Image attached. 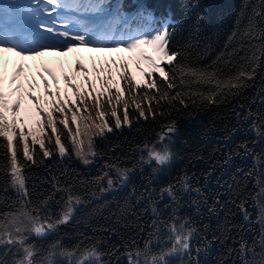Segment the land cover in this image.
<instances>
[{"label": "trees", "instance_id": "1", "mask_svg": "<svg viewBox=\"0 0 264 264\" xmlns=\"http://www.w3.org/2000/svg\"><path fill=\"white\" fill-rule=\"evenodd\" d=\"M124 1L132 10L146 2L147 26L158 15L169 28L172 62L161 73L124 71L109 88L99 80L81 94L67 87L72 109L82 101L80 110L107 130L92 143L91 168L74 160L60 125L64 156L46 137L44 148L27 143V152L0 139V227L16 221L26 232L4 246L0 264H20L26 251L32 264L260 261L264 0ZM5 111L0 101V117ZM18 173L25 198L12 188ZM25 217L59 227L28 236Z\"/></svg>", "mask_w": 264, "mask_h": 264}, {"label": "rangeland", "instance_id": "2", "mask_svg": "<svg viewBox=\"0 0 264 264\" xmlns=\"http://www.w3.org/2000/svg\"><path fill=\"white\" fill-rule=\"evenodd\" d=\"M168 34V28L164 26L162 29H160L158 34H156V37L152 39L150 45L146 48L147 55L149 56L146 62H148L153 67V69H151L153 72L158 70V72L161 73L163 64L169 63L173 57V55H169L167 53L166 47L164 45L167 42ZM76 54L79 56L76 57L74 55H63L64 63L69 64L71 61L79 62L80 60H83L85 56H87L85 54V50L83 49H78ZM41 55L42 54H39L38 56L27 60L23 71H21V74L32 76L34 78L37 77V74L31 70L32 65H37L36 67L38 74L41 76L40 73H44V70H40V66L42 64ZM90 61L91 67L88 69L89 75L91 74L92 80L90 83L92 86L90 87H92V89L94 88L93 82L95 78L99 79L102 82V85L108 88V82L111 79H117L118 76H120L121 79H124V74L122 73V70L116 66L118 63L116 62L112 53H96L90 58ZM140 63L143 64L145 61H140ZM155 65H157V67H155ZM92 69H95L98 72L95 77L93 73H91ZM114 72L116 76H114ZM131 73L132 72H130V74ZM53 82L54 92H56L55 94L57 97L51 102L44 100V98H40L36 103L34 99L24 96L18 109V113L20 115L23 114L21 117L25 119L24 126L15 121L12 112L1 115L0 139L7 140L9 146L12 144L21 145L24 152H27V143L30 145L37 144L42 146L41 148H44L43 143L46 137L47 140H51L55 143L58 154L64 156L65 151L60 147L54 132V130L58 128V125H60L66 129V132L70 137L74 160L85 168H91L94 156L92 151V143L95 139H98L104 135L107 130L100 119L93 120L92 118L87 117V115H85L82 110H80V108L84 107L82 101L79 102V109H72L71 105H69L70 90L64 92L65 85L63 84L62 80H60V78H55ZM41 89L42 86L38 84V90L41 91ZM77 89L79 93H82L85 89V86L78 84ZM106 95L110 103V109L115 111V106L117 105L115 104V101H113L112 96L109 94V90H107ZM100 99L103 100V97H100ZM35 107H37L39 111L43 113V117L36 113ZM58 119L61 122H59ZM43 151L48 154L46 149H43ZM151 158L157 162H163L165 160V156L158 154H152ZM12 188L18 195L25 198L24 182L21 177V173L13 175ZM116 188L117 187L110 186L109 193L115 191ZM67 218L68 217L65 215L63 217V221H66ZM24 220L25 223L29 225V233L27 234L28 236L35 235L36 237H43L54 231L57 226L56 223H44L37 220H30L28 217H25ZM260 225V231L264 234V217L263 222ZM25 234V230H20L19 222L16 221L8 222L3 227H0V253H2L3 249L5 248L4 246L10 243H21ZM258 244L260 248L257 258L260 259V261L251 259L249 264H263L264 262V238ZM20 264H32L30 252L26 251L25 258Z\"/></svg>", "mask_w": 264, "mask_h": 264}, {"label": "bare ground", "instance_id": "3", "mask_svg": "<svg viewBox=\"0 0 264 264\" xmlns=\"http://www.w3.org/2000/svg\"><path fill=\"white\" fill-rule=\"evenodd\" d=\"M62 56L63 55H58V56L56 55L55 56L49 52H43L41 55V62H42L41 66L48 68L52 71H54V70L59 71L61 74L62 68H60V66L64 62V58H62ZM73 64H77V62H74ZM31 70L35 71V67L31 66ZM35 73H37V72L35 71ZM17 76H19V74ZM16 77L14 78V80H11L4 85H0V89L7 95L11 105L14 103V96L11 94V90L14 87V81L17 80Z\"/></svg>", "mask_w": 264, "mask_h": 264}]
</instances>
